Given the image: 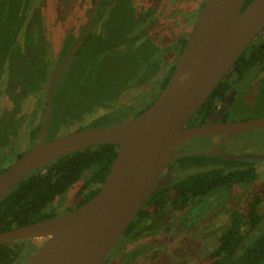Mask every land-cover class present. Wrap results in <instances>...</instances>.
I'll return each instance as SVG.
<instances>
[{
  "label": "water",
  "instance_id": "1",
  "mask_svg": "<svg viewBox=\"0 0 264 264\" xmlns=\"http://www.w3.org/2000/svg\"><path fill=\"white\" fill-rule=\"evenodd\" d=\"M246 1L206 0L169 82L139 116L119 125L47 141L57 78L92 32L93 18L102 2L95 0L83 37L51 76L39 144L0 175V202L32 172L78 151L114 144L119 147L117 157L90 201L66 215L0 232V245L42 240L28 264H108V256L149 198L173 182L172 177L160 179L171 163L200 155L232 161L264 160V155L219 153L220 147L197 154L181 150L177 155L178 148L192 139L225 134L223 145L236 135L264 128V118L216 123L224 117L231 99L217 111L211 120L214 124L188 127L236 61L264 32V0H252L245 7Z\"/></svg>",
  "mask_w": 264,
  "mask_h": 264
},
{
  "label": "trees",
  "instance_id": "2",
  "mask_svg": "<svg viewBox=\"0 0 264 264\" xmlns=\"http://www.w3.org/2000/svg\"><path fill=\"white\" fill-rule=\"evenodd\" d=\"M251 1L247 0L245 7ZM94 2L95 0H92L91 4ZM93 21L98 30L91 33L74 59L64 69L66 70L69 66L75 68L70 84L67 86L59 82L64 70L57 78L49 133L55 131L56 127L60 129V127L78 124L87 116L97 114L104 108L108 112L96 118L95 121L93 120L92 124L121 118L124 119L122 122H126L135 118L151 104L147 106H144L145 103L140 106L133 104L135 101L139 105V101L136 102L137 97L129 105L122 102L115 107L110 103L117 102L126 90L137 87L136 91H140L150 82H157L156 89L152 94L150 93V98H153L154 102L174 72L176 63L170 65L161 55L158 46L148 37L149 26L144 25L143 13L137 15L133 0H118L117 2L103 0ZM16 33L17 31L14 32L15 35ZM14 41L12 40L11 46ZM70 41V46L64 48L59 62L78 42L74 39ZM185 44L186 40L181 41V50ZM86 50L92 55L90 64L83 58ZM137 50H141L142 54L136 55L135 69L126 77L117 79L118 71L114 67L115 63L127 60ZM59 62L56 64L58 65ZM45 68L40 67L37 72L39 88L36 92L39 94L46 86L49 88L53 73H49ZM259 68H264V32L240 56L232 67L231 73L238 75V80L241 81L245 80L250 73L258 71ZM230 81V75H227L189 124L195 122L193 119L197 115L205 119L225 101L233 86ZM260 86L259 90L264 98V83ZM67 88L72 91L69 101H65L63 94ZM42 127L40 125L37 130L38 137L41 135ZM87 129L92 128L83 127L79 131ZM59 136L61 135H56L55 138ZM202 140L205 146L211 144L209 138H202ZM118 149L119 147L114 144L87 148L51 162L29 174L1 200L0 232L58 217L55 211L48 210L49 205L80 183H83V189L78 194L82 198L69 212L86 204L98 194L117 157ZM251 163L253 162L231 161L218 156L204 155L179 159L176 164L182 170L184 167L195 169L193 173H186L185 177L173 185V189L178 194L184 195L176 196L179 208L187 206L193 198L203 197L201 195L219 189L227 190L235 183L249 185L257 178L256 169L250 166L243 169L242 166ZM237 166L240 167L236 168ZM189 194L192 196H187ZM158 199L159 196H154L146 206L159 203ZM261 203L263 199L254 196L249 203L246 216L241 217L238 211L233 213L232 226L223 231L220 245L212 252V257L215 259L212 264H264V212L260 210ZM144 220L145 207L129 226L126 234L135 235ZM257 227L256 232L238 251L245 238ZM139 235L141 234L136 233V237ZM38 248L31 240L12 245H0V264H18L22 255L29 251L35 253Z\"/></svg>",
  "mask_w": 264,
  "mask_h": 264
},
{
  "label": "flooded vegetation",
  "instance_id": "3",
  "mask_svg": "<svg viewBox=\"0 0 264 264\" xmlns=\"http://www.w3.org/2000/svg\"><path fill=\"white\" fill-rule=\"evenodd\" d=\"M117 1L118 0H115V2ZM167 1L168 0H150L148 4L144 3L143 5L145 6H142L140 4V0H133V5L136 9L137 15H139V13L144 14V18H145L144 25L149 26L148 37L152 39L153 41L159 42V40H154L151 37V33H152V30L155 28V26L159 23L158 19L161 20L162 16L159 13V11H160L161 6L163 8L162 3L164 2L165 4L167 3ZM168 3L171 5L172 0L168 1ZM199 3H198V9H199V14H201L205 3L201 7ZM93 4H91L89 8L88 15L84 22L85 27H84L83 35L85 33L87 19H88V16H89V13L91 11ZM138 4H140L141 8L143 7L142 10L138 9ZM30 5H32L30 17L27 20H25L26 18H25L24 13L22 12L21 14H19V19L17 18V21H18V27L16 29L17 33L16 35H14V38H13V40L15 41L13 45L11 46L10 51H8L7 53L5 52L3 54V63L0 66V122H4L7 127H12L15 129V131L18 132L17 137L15 135L13 136V140H15V145L19 143L20 136L23 138L24 136H27L31 142H34L33 148H35L39 144L41 135H42V132H41L40 137H38L37 130L39 129L40 125L44 126L45 119H46V104H47L48 95L46 98H44L45 104L44 103L43 104L45 106L44 108L45 119L42 124H40L39 106L37 105V107L33 109L34 111L30 115V118L27 120L26 125L24 127V122H25V117H23L24 105L30 97L39 98V95H41L36 92V90L39 88V79H38V73H37L38 69L40 67L42 68L46 67L45 69L47 71H51V67L54 64V70H55V68L61 63V61L67 57L66 56L64 59H61V61L59 62L64 48L70 46L71 41L70 39H68L67 43H63V48L62 49L60 48L59 54L56 55L55 52L57 50L55 49L53 40L50 38V31L48 30L46 26V22L43 17L44 13L42 12V8L39 6V4L32 3V2L30 3ZM172 6L175 7V4L172 3ZM178 6H180L181 8L180 11L182 14H178V16H176V18L174 19L178 20L179 27H180L183 24H185L187 20L185 18L188 14L185 13L186 10H185V7H183V6H186V0H180V2H178L176 7ZM92 26H93L92 32L94 30H98V27L95 26L94 21L92 23ZM172 28L173 27L171 26V29ZM164 33H166V29H164L163 32L159 33V37H162V34ZM179 34L181 36L179 38L178 37L179 35H177L178 39L175 43V46H173V48H175V50L173 49V52L177 54L175 63H177V60L182 53L180 52L181 41L186 40V43H187L191 33L189 34V36H187L183 32ZM80 39H78V42ZM160 47H162V45H160ZM160 47L158 48L160 49ZM73 48H70V52L73 50ZM160 51H162V49H160ZM56 56L58 57L55 58ZM54 61L56 63L59 62V64L57 65L56 63H54ZM228 75H230V79H231L230 82L232 83L233 86L229 90L225 101L221 103L216 110L212 111L207 117H205V119H202L200 115H197L193 119L195 122H191L190 124H188V127H198L202 125L214 124L215 122H211V120L215 118V114L217 113L218 110L226 106L227 101L230 99L232 100V102L229 106V109L225 112L224 117L216 123L221 124V123L238 122V121H230V118H229L231 113L234 112L233 110L235 109V107L238 105V101L241 99V97L243 98L246 94L259 90V88L261 87L260 85L264 83V68H259L258 71L250 73L245 78V80H241V81L238 80V75L231 73V71L229 72ZM43 92L44 91H42L41 93ZM48 93H49V90H48ZM49 129H50V126H49ZM42 130H43V127H42ZM48 135H49V131H48ZM236 136L232 138H235ZM224 137H225V134H218V135H213L209 137H204V138H209V140L211 141V144L208 145V149L206 150V152H202V153L214 151L218 149L219 147H220L219 153H222V152L226 153L225 148L228 144L227 142L231 140L232 138L228 139L226 142L223 143V145H221V142ZM215 138L218 139V142H215L214 140ZM197 139H202V138H197ZM192 140H195V139H192ZM47 141H48V136H47ZM188 142L190 143L191 140L187 141L186 143H184L182 146L178 148L177 155L181 154L180 153L181 150H186L184 154H195V153L190 152ZM8 151L9 150L6 149V152L4 153L5 156H7ZM24 154L25 153L20 154L17 157V160L20 159ZM244 154H250V153H244ZM241 161L253 162L251 164H246L242 166L243 169H246L248 166L255 168V166L258 163L264 162V160L262 161L260 160H254V161L241 160ZM176 162L177 161L171 163L163 171V173L160 176V179L172 177L173 182L170 185H168L166 188L162 189L161 191L157 192L156 194H154L152 197L149 198L150 200L154 196H159V199L157 200L159 201V203H151L146 206V204L149 202L148 200L144 206L145 207V220H144V223L140 224L139 230L136 231V233H140L141 235L136 237V233L134 235L132 233L126 234L125 232V234L122 236V238L117 243L116 247L113 249V251L108 256L109 258L108 264H115L114 263L115 259L119 255L124 253V251L127 248H132L131 253L133 254V258H126V254L128 252L124 253L123 257L126 258L128 262H134L136 264L137 259L140 258L143 254L145 253L148 254L150 250H153L157 247L163 250L168 240H171V241L176 240L178 237H179V241L177 240L178 245L176 246V249H177L176 253L180 255L181 258L182 256L183 258H185V255H186L185 252L194 254L190 250L195 249L197 251V249H199L198 251L199 254L201 253L206 254L207 258L209 259V261L206 262V264H212L215 261V259L212 257V252L220 245V237L223 231L227 229L228 227L232 226L233 213L238 211V214H240L241 217L242 215L246 216L249 210V203L251 202L253 198L248 203L246 212H244L241 209L229 210L227 212L228 213L227 218L229 219V223L226 227H222L219 233L216 232L217 239L215 241L213 242L201 241L202 245L200 246V243H198L199 236L197 234L198 233L196 229L197 226L206 217L207 219L215 218V214H217L218 211L222 210L224 207L227 206L228 208H230V204L232 202H234L236 206L242 207L243 198L238 197V196H259V197L264 196L262 190L260 191V193H256L255 191V193H252L251 195H249V193L247 195L246 193L247 190L248 191L254 190V186L258 182L259 172L255 168L257 172V178L254 181H252L249 185L244 184V183H235L227 190L219 189V190L212 191L209 194L201 195L203 197L193 198L189 201L187 206L183 208H179V202L176 201V196H184V195L178 194L175 191V189H173V185L176 184L177 181L185 177L186 173L188 172L193 173L195 169L184 167V170H182L181 167L176 164ZM1 164H3V160H2V157L0 156V165ZM238 167L240 166H237L236 168ZM6 170L7 169H3V168L0 169V175ZM164 191L166 192L162 193ZM187 196H192V195L189 194ZM261 204H260V210H261ZM212 221L213 222L211 223L213 225L214 220ZM258 227L256 228V230L258 229ZM213 232L215 233V231ZM213 232L208 233L207 237L213 235ZM181 236L183 237L180 239ZM31 241L34 242V240H31ZM159 254L160 252L158 253L155 250V252H153L152 258H154L156 255H159ZM198 259L200 260V262L205 260L203 256H198ZM178 261L181 262L182 264V261L180 260V258L178 259Z\"/></svg>",
  "mask_w": 264,
  "mask_h": 264
},
{
  "label": "rangeland",
  "instance_id": "4",
  "mask_svg": "<svg viewBox=\"0 0 264 264\" xmlns=\"http://www.w3.org/2000/svg\"><path fill=\"white\" fill-rule=\"evenodd\" d=\"M92 0H0V66L3 63V54L11 49V43L14 38V32L18 27L19 14L22 12L25 15V20H27L31 15L32 5L30 3L39 4L42 8V12L44 13L43 17L46 22V26L50 31V38L53 40L55 49L58 51L55 52L56 55L59 54L60 48H63V43H67L68 39L78 40L82 37L84 31V22L88 15L89 8L91 6ZM170 1V0H168ZM162 3L163 8L161 6L159 13L161 14V20L152 30L151 37L154 40L155 45L160 47L162 51L161 55L167 62L172 65L175 63L177 54L173 52V46L180 38L181 32L189 36L192 33L196 23L200 17L198 3L200 7L206 2L205 0H186L185 13L188 14L185 19L186 23L179 27L178 20L174 19L178 14L181 13L180 6L176 7L180 0H172V3L175 4V7L168 3ZM150 0H140V4L142 6L144 3L148 4ZM140 4H138V9L142 10ZM145 9V8H144ZM183 9V8H182ZM184 12V10H183ZM171 26L173 27L171 29ZM166 29V33L162 34V37H159V33L163 32ZM177 35H179L177 37ZM191 35V34H190ZM171 37V39H170ZM160 38V39H159ZM160 44V45H159ZM137 54H142L141 50H137L133 52L127 60L119 61L115 63L114 67L118 71V77L124 78L128 74H130L133 69H135L137 65ZM56 56L55 58H57ZM91 53L86 50L84 52V59L88 61V64L91 62ZM54 63H56L54 61ZM74 67L69 66L66 70H64L63 74L59 78V82L62 84H66L67 86L70 84L71 79L74 74ZM54 72V64L51 67V71L49 73ZM124 75V76H123ZM116 79V80H117ZM157 82H150L145 85L140 91H136L137 87H133L129 90H126L120 99L111 104V106L118 107L122 102L126 105H129L133 102V99L137 97L136 102L134 103L137 106L140 105H150L153 102V98H150V93L154 91L157 87ZM49 88L43 90L44 92L39 95V98L30 97L25 105H24V115L25 122L24 127L26 125L27 120L30 118V115L33 113V109L39 106V120L40 124L43 123L45 119L44 113V98L48 95ZM144 93L143 95H139ZM65 101H69L71 98L72 91L70 89H65L63 91ZM139 96H138V95ZM41 99V100H40ZM156 99V98H155ZM40 101V103H39ZM143 106V107H144ZM142 107V108H143ZM60 111V108H59ZM234 112L230 115V121H243L247 119H261L264 118V98L261 94V90L253 91L252 93L246 94L243 98L238 101V105L233 110ZM108 111L104 108L100 110L97 114L92 116H87L84 120L80 121L78 124L68 125L65 127H56L55 131H50L48 135V141H51L55 138L56 135L65 136L73 132L79 131L81 128H92L99 129L105 127H111L115 125L122 124L124 119H109L106 121L98 122L92 124L93 120L99 116L107 113ZM59 129V130H58ZM58 132V133H57ZM17 131H15L12 127H7L4 122H0V156L2 157L3 164L0 165V169H8L15 161H17V157L20 154L27 153L33 148V143L29 140L27 136L19 137V143L15 145V140H13V136L17 137ZM215 142H218V139H214ZM227 146L225 148V152L233 155H241L244 153L256 154V155H264V128L256 129L252 131L245 132L241 135L232 138L227 142ZM188 146L190 148L191 153H202L206 152L208 146H205L202 139H195L188 142ZM8 147V148H7ZM6 149L9 150L7 156L4 155ZM3 155V156H2ZM255 168L258 170V182L254 186V190L246 191L247 195H251L252 193H260L262 190L264 195V162L258 163ZM83 183L73 187L66 195L59 197L54 203L49 205L48 210L50 212L55 211L58 216L66 215L71 209L75 208L76 204L81 200L82 197L79 196V191L83 189ZM256 189V190H255ZM243 198L242 207L236 206L234 202L230 204V208L227 206L222 210L218 211L215 214V218L207 219V217L197 226V234L199 236L200 246L202 245L201 241L205 242H213L217 239L216 232L219 233L222 227H226L229 223L228 211L234 209H241L244 212L247 211L248 203L254 196H238ZM263 199V203L261 204V211L264 212V196H260ZM228 210H227V209ZM226 209V210H225ZM214 223L212 225L211 222ZM219 229V230H218ZM215 231V233L213 232ZM213 232V235L207 237L208 233ZM183 236L180 237V239ZM166 239V238H165ZM163 239V240H165ZM177 240L179 241V237L176 240H168L163 250L159 247L150 250V252L143 254L140 258L137 259L136 264H206L209 261L206 254H199V249L197 251L195 249H191L194 254L185 252V258L180 257L178 255L176 246ZM35 245L40 247L43 244L42 240H34ZM160 249V250H158ZM132 248H127L124 253L126 254V258H133V254L131 253ZM160 252L159 255H156L154 258L153 252ZM187 251V250H186ZM36 252V251H35ZM124 253L119 255L114 263L115 264H135L134 262H128L126 258H124ZM198 253V254H197ZM35 253L29 251L27 254L22 255L18 264H28ZM198 256H203L205 260L200 262Z\"/></svg>",
  "mask_w": 264,
  "mask_h": 264
}]
</instances>
